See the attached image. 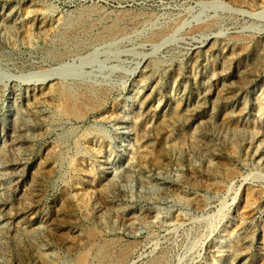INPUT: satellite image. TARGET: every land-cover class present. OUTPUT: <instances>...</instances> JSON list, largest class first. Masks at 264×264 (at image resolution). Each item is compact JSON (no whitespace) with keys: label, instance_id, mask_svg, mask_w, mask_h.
<instances>
[{"label":"rangeland","instance_id":"rangeland-1","mask_svg":"<svg viewBox=\"0 0 264 264\" xmlns=\"http://www.w3.org/2000/svg\"><path fill=\"white\" fill-rule=\"evenodd\" d=\"M0 264H264V0H0Z\"/></svg>","mask_w":264,"mask_h":264},{"label":"bare ground","instance_id":"bare-ground-1","mask_svg":"<svg viewBox=\"0 0 264 264\" xmlns=\"http://www.w3.org/2000/svg\"><path fill=\"white\" fill-rule=\"evenodd\" d=\"M4 166V165H3Z\"/></svg>","mask_w":264,"mask_h":264}]
</instances>
